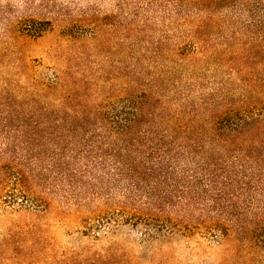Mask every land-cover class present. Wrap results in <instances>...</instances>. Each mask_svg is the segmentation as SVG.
<instances>
[{
  "label": "rangeland",
  "instance_id": "obj_1",
  "mask_svg": "<svg viewBox=\"0 0 264 264\" xmlns=\"http://www.w3.org/2000/svg\"><path fill=\"white\" fill-rule=\"evenodd\" d=\"M138 113L178 155L173 176L243 170L264 187V0H0V181L25 168L33 189L0 185V264H264V190L150 206L149 168L167 163L117 131ZM54 125L62 167L23 160Z\"/></svg>",
  "mask_w": 264,
  "mask_h": 264
},
{
  "label": "trees",
  "instance_id": "obj_2",
  "mask_svg": "<svg viewBox=\"0 0 264 264\" xmlns=\"http://www.w3.org/2000/svg\"><path fill=\"white\" fill-rule=\"evenodd\" d=\"M137 109H139L137 107ZM141 114V113H140ZM138 113L135 118L126 120L122 125L117 128V131L120 134H127L131 132V130L135 129V135H137L134 139L133 145H138L139 147H143L146 142L155 143L156 146H150L149 153L157 154L159 159L162 160L167 165H155L154 167H158V169H153V167L149 168L150 173L155 172L157 176V180L154 184L150 186V190L148 192L150 196V206L154 207L155 210L159 212H165L166 207L170 204L175 206L179 203H197V201L203 197L208 196L212 201L218 202L225 200L228 196H236L241 197V194L245 195V201L247 203L252 202V197H254L253 193L258 192L259 190L263 191L264 187H261L258 179L259 176L262 178L261 174H254L250 171L248 173H244L243 170H237L236 172H226V174H213L209 175L204 173L203 175L193 174V176H173L174 171L172 169L174 166L171 162L177 160L178 155H174L173 147H170L169 141H166L165 135L159 136L155 131L148 130H137L136 128L138 124L143 122L141 116ZM224 114H232L228 116L227 131L230 135L239 133L242 131L244 125L243 121L240 119L238 122L232 121L236 114L235 109H229L224 111ZM223 115V114H222ZM219 118H222L221 116ZM220 120L215 124V133L216 137L220 140L227 141L231 139L230 136H225L221 133V128H219ZM41 123H47L41 122ZM51 123V121H50ZM121 123V122H120ZM121 127V128H120ZM68 132H73L74 127L70 126L67 128ZM116 131V132H117ZM63 130H59V128L54 125L50 126L49 130L37 129L35 126L34 129L29 132L28 139L23 147V160L31 159L33 162H43L46 157L54 160V167L59 169L62 167L57 163V160H64V158H69V141H63ZM70 134V133H68ZM164 136V137H163ZM164 139V140H163ZM165 141V142H164ZM70 145H73L71 143ZM203 143L195 142V146L201 148ZM79 151L91 154L94 152L93 142L89 139L81 141L79 144H76ZM98 150V149H97ZM71 151V150H70ZM88 156V155H86ZM243 167V164H240ZM173 167V168H172ZM66 170L65 176L70 175L69 168L64 167ZM3 177L0 181V185L6 184L11 180V182L16 186L17 190L22 194V198L28 200L32 196V186L29 182V169L25 168H9L5 169ZM130 171L135 173V169L131 167ZM205 171V170H203ZM14 175V179L10 178V175ZM39 175V174H38ZM201 177V178H199ZM140 178V177H139ZM204 181H208V184L205 185ZM261 183H263L261 181ZM260 191V192H261ZM33 197V196H32ZM168 221V220H165Z\"/></svg>",
  "mask_w": 264,
  "mask_h": 264
}]
</instances>
